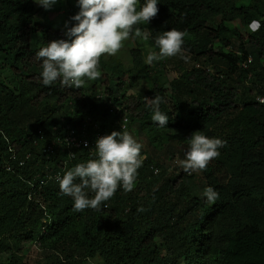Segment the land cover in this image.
<instances>
[{"label":"trees","instance_id":"1","mask_svg":"<svg viewBox=\"0 0 264 264\" xmlns=\"http://www.w3.org/2000/svg\"><path fill=\"white\" fill-rule=\"evenodd\" d=\"M159 2L158 14L135 26L148 34V44L159 52L156 36L181 30L183 55L207 56L212 68L189 70L181 55L176 61L167 57L181 73L169 82L164 72L152 74L139 48L131 50L142 74L131 82L137 86L147 79L149 87L127 99L143 166L132 190L118 188L99 209L78 212L55 180L72 149L60 140L68 125L88 115L109 125L97 98L102 76L79 89L59 80L46 86L36 58L41 47L66 38L77 23L71 20L79 11L77 0H67L66 29L57 28L49 12L38 18L34 0H0V256L10 255L0 264H29L20 255L24 242L40 249L33 264H88L97 257L104 264H264V103L241 98L247 88L241 83L250 73L249 93L264 95L257 86L264 85V0ZM246 27L252 31L241 32ZM231 44L253 57L247 70L240 66L246 56L225 52ZM99 67H109L119 79L128 75L104 55ZM155 96L166 100L161 110L169 116L167 128L152 121L148 104ZM198 130L226 143L206 169L188 174L182 161L188 138ZM92 158L79 150L66 171ZM175 161L181 165L173 172ZM209 186L219 192L214 203L203 195Z\"/></svg>","mask_w":264,"mask_h":264},{"label":"clouds","instance_id":"2","mask_svg":"<svg viewBox=\"0 0 264 264\" xmlns=\"http://www.w3.org/2000/svg\"><path fill=\"white\" fill-rule=\"evenodd\" d=\"M34 2L37 17L39 15L37 4L41 6V11L49 12L52 16L62 12L64 27H59V23L55 19L54 21L57 23V28H68L67 0L59 2L58 0H34ZM244 2L250 3V0H244ZM158 4H160L159 0H143L142 5L139 0H77L79 11L71 17V20L77 23L65 32L66 38L47 42L46 46L41 47L36 53V58L41 63L42 83L46 86L59 80L64 86L79 89L86 83V80H94L102 76L99 80L101 89L97 98L106 106L103 105L104 111H108L105 112L104 117L109 125L105 126L93 116L88 115L80 124L74 127L68 125L60 140L61 143H72V149L67 162H65L64 172L58 171L55 180L59 184L61 194L72 198L75 211L80 212L89 208L99 209L103 203L115 195L118 188L132 190L138 170L143 166L145 158L141 154L143 145L130 133L128 107L131 106V103L127 99L133 95L146 94L149 87L148 80L141 78L140 80L145 83L146 90L144 92L135 91L140 88L141 81L137 86L133 85L131 81L134 77L142 74H139L138 69L134 68L131 50L133 48L141 50L144 62L150 66L152 74L164 72L167 75V69L175 72L177 76L173 79L167 75L169 82L178 79L181 73L178 69L172 68L174 63L166 62L164 58L167 57H174L176 61L177 56L181 55L189 70L200 67L212 68L207 63V56L188 57L183 55L186 51L183 48L186 33L181 30L173 28L156 36L155 45L159 52L148 44V34L142 33L135 26L141 23L148 24L158 14ZM58 5L60 6L59 11L54 13L53 8ZM258 23L253 21V24ZM130 36H143L145 39H139L137 47L130 48L131 66H125L124 60L115 54ZM148 49L151 50L148 51ZM144 51L147 55L149 54L147 59L144 57ZM225 52L246 56L245 61L240 65L244 70H247L252 64L253 57L238 51L232 44L225 48ZM105 54L112 56L106 59ZM102 55L106 62L112 59L119 63L128 75L119 79L114 76L109 67L107 69L100 68L101 66L98 68L99 58ZM199 58H201L200 63L198 62ZM191 62L195 64L189 66ZM160 67L164 69L160 70ZM106 71L109 72V78L105 76ZM132 72H136V74L133 75ZM253 79L254 75L250 73L246 80L242 81L241 85L244 84L247 88L243 89L241 98H255L256 102L264 103V95L259 94L258 90H254L252 94L248 91V87L252 86ZM119 84H121V88H118ZM167 86L170 87V84ZM257 86L264 89V85L260 83H257ZM167 101L169 107L173 106L172 98L171 101L169 99ZM244 102L246 99L240 101L239 106L243 107ZM164 103H166L164 97L155 96L150 99L148 104L153 113L152 121L158 122L157 127L159 128H167L166 125L169 121L168 114L161 110V105ZM84 112L86 113V111ZM104 127L110 130L105 131ZM225 143L220 138L209 137L202 130L193 132L188 138L186 158L182 161L183 171L191 174L196 170L206 169L209 162L220 155V149L224 147ZM52 145V142L48 145L49 150H53ZM79 150L90 152L95 155V158L79 163L66 171L68 164L77 159ZM153 170L155 173L160 172L157 167ZM203 195L209 202L214 203L219 199V192L212 186L207 187ZM88 264H92L91 258L88 259Z\"/></svg>","mask_w":264,"mask_h":264},{"label":"rangeland","instance_id":"3","mask_svg":"<svg viewBox=\"0 0 264 264\" xmlns=\"http://www.w3.org/2000/svg\"><path fill=\"white\" fill-rule=\"evenodd\" d=\"M245 1H248V0H245ZM37 8L39 10V15H38V18H41V15H42V18L44 17L43 16V11H41V6H39L37 4ZM59 8L60 6L58 5L57 7H54L53 8V12L56 13L59 11ZM47 11V10H46ZM54 16V19L56 22L59 23V27H64V18H63V13L60 12L59 14H57L56 16ZM249 29V27H246V28H242V31L241 32H246L247 30ZM142 33H145L144 31L140 30ZM140 40H144L145 38L143 36L141 37H134V36H130L127 40H125L122 44V47L121 49L115 54V55H118L119 57H121L120 59L124 60L125 62V66H131V62H132V56L130 55L129 51H130V48L132 47H137V42ZM127 42V43H126ZM142 43H144L145 41H141ZM131 46V47H130ZM151 49H148V51H150ZM149 55V54H148ZM146 52L144 51V57L147 59V56ZM112 55H107L105 54V58L106 59H109ZM201 61V58H199V63ZM195 63L194 62H191L189 66H193ZM164 69L163 67H160V70ZM168 71H166L168 77L170 79H173L174 77L177 76V74L173 71H170L169 69H167ZM133 75L136 74V72H132ZM146 88H145V83L141 81V84H140V88L138 90L135 89V91H145ZM168 99L169 101H171V95H170V92H168ZM175 165H181V163H175L172 165V170L173 172H175V168L176 166ZM20 255H23V257H25V262L29 263V264H33L34 263V260H36L38 258V256H40V249L37 247V244L35 242H24L22 245H21V250H20ZM8 256H10L7 252H3L2 255L0 256L1 260H7ZM92 264H104L102 259L97 257L95 259L92 260Z\"/></svg>","mask_w":264,"mask_h":264}]
</instances>
